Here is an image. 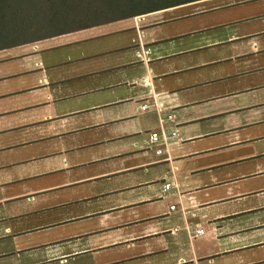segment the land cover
Segmentation results:
<instances>
[{"label": "crops", "instance_id": "obj_1", "mask_svg": "<svg viewBox=\"0 0 264 264\" xmlns=\"http://www.w3.org/2000/svg\"><path fill=\"white\" fill-rule=\"evenodd\" d=\"M195 3L0 51V264H264V0Z\"/></svg>", "mask_w": 264, "mask_h": 264}, {"label": "trees", "instance_id": "obj_2", "mask_svg": "<svg viewBox=\"0 0 264 264\" xmlns=\"http://www.w3.org/2000/svg\"><path fill=\"white\" fill-rule=\"evenodd\" d=\"M195 1L200 0L163 7L128 8L129 0H0V22L7 16L18 20L25 16L31 23L25 28L26 37L5 40L0 44V51ZM4 32L0 28V34Z\"/></svg>", "mask_w": 264, "mask_h": 264}, {"label": "rangeland", "instance_id": "obj_3", "mask_svg": "<svg viewBox=\"0 0 264 264\" xmlns=\"http://www.w3.org/2000/svg\"><path fill=\"white\" fill-rule=\"evenodd\" d=\"M112 1H114V0H112ZM129 1H130V3H128L129 5L126 4V7H128V8H139V7H163V6H168V5L180 3V2H183L185 0H129ZM98 2H101V1H98ZM189 6H191V5L186 4V5L175 7V8H182V9L175 11L174 13H171V15H177L178 16V15L183 14V13L198 12V11L205 9L204 5H200V4H196V3L191 7H189ZM156 16H158L160 18L161 14H158ZM19 20H21L22 23L19 22ZM19 20L15 19V18L8 17V16L5 17L4 20H1L0 28H1V31L3 30L5 32L2 35L0 34V44L3 43L5 40L8 41L10 39H16V38H21V37L27 36V32H26L25 28L28 25H30L31 23H28L25 16ZM24 21H26V22H24ZM81 22H83V21H81ZM121 25H122L121 22H119V23L114 22V23L103 25L99 28L97 27V28L93 29V31L98 30V29H102L105 31L112 30V29H114L118 26H121Z\"/></svg>", "mask_w": 264, "mask_h": 264}, {"label": "built area", "instance_id": "obj_4", "mask_svg": "<svg viewBox=\"0 0 264 264\" xmlns=\"http://www.w3.org/2000/svg\"><path fill=\"white\" fill-rule=\"evenodd\" d=\"M146 107L145 106H142V110H145ZM169 119H173L172 117H169ZM174 136V134H173ZM148 143L150 146H160L162 145V143H164V145L166 144V137H165V134L162 132L161 134H158L156 132H153L149 135V140H148ZM155 154L157 156H160L163 154V151L161 149H158L155 151ZM164 189L167 190L169 189V185H165L164 186ZM174 208L172 207L171 210H173ZM197 234H203V231L202 230H199L197 231Z\"/></svg>", "mask_w": 264, "mask_h": 264}]
</instances>
